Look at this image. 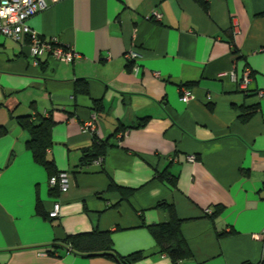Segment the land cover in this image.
<instances>
[{
    "label": "crops",
    "instance_id": "0c3cea01",
    "mask_svg": "<svg viewBox=\"0 0 264 264\" xmlns=\"http://www.w3.org/2000/svg\"><path fill=\"white\" fill-rule=\"evenodd\" d=\"M29 24L81 57L66 64L43 53L34 63L27 41L0 35V126L7 130L0 136V264H119L69 249L51 253L53 242L92 230L110 231L119 255L140 251L134 264H173L149 230L168 219L160 201L182 220L190 256L178 264H259L264 0H51ZM130 49L139 54L136 75ZM183 90L188 101L179 99ZM37 114L52 115L47 157L70 177L68 191L56 196L17 121ZM92 119L95 132L82 131ZM95 139L109 143L102 162L84 164ZM164 170L174 185L156 177ZM110 183L133 192L125 197ZM54 201L60 210L50 218ZM206 208L218 212L211 218Z\"/></svg>",
    "mask_w": 264,
    "mask_h": 264
},
{
    "label": "trees",
    "instance_id": "16d2710c",
    "mask_svg": "<svg viewBox=\"0 0 264 264\" xmlns=\"http://www.w3.org/2000/svg\"><path fill=\"white\" fill-rule=\"evenodd\" d=\"M205 6V4H203ZM132 62H128V67L131 68ZM83 91L87 93V85L84 82ZM253 111H247L241 115V121H246ZM149 117H144L136 126H143ZM19 125L26 130L29 135L26 141V148L30 150L34 161L42 165L49 172V178L57 175L60 171L55 169V165L51 159L47 157V149L52 144L51 130L54 125L52 115L43 116L37 114L33 119L30 115L17 117ZM6 128L0 126V136L6 133ZM109 146L108 141L95 139L91 146L83 150L82 163L86 164L92 160L103 157ZM159 180H167L171 185L175 184V179L169 175L167 170H164L156 175ZM109 189L118 190L125 197L132 193V189L123 188L113 183L109 184ZM51 194L56 196L60 192L57 186L51 187ZM158 206L166 210L168 219L166 222L153 224L149 226L150 233L159 245L160 252L167 255L173 264H178L180 260L190 256V251L185 238L181 232L182 220L176 215L174 206L166 201H160ZM218 212V210L216 211ZM216 212L211 213L212 218ZM220 235H223L221 233ZM53 250L62 251L69 249L72 252L83 256H105L109 257L119 264H134L142 258V253L136 251L128 255H119L112 242L111 233L108 230H92L87 232H79L68 234L64 240L53 242L51 244ZM259 264H264V259Z\"/></svg>",
    "mask_w": 264,
    "mask_h": 264
},
{
    "label": "built area",
    "instance_id": "2783aa9c",
    "mask_svg": "<svg viewBox=\"0 0 264 264\" xmlns=\"http://www.w3.org/2000/svg\"><path fill=\"white\" fill-rule=\"evenodd\" d=\"M48 1L51 0H0V35L9 37L15 41H27L29 43V55L33 58V62H38V56L46 53L49 57L62 63H70L81 57L80 53L68 45H64L58 41L55 36L49 39L42 38L40 34L34 30L30 24L29 19L35 14L41 12L48 5ZM152 16L156 19L161 17L158 11H152ZM128 62H132L131 72L136 75L140 66L136 63L139 57L138 52L130 49L125 54ZM158 75V73H156ZM251 71L245 70L239 87L245 89L251 78ZM260 94L264 92L260 91ZM192 97L191 93L187 90L182 91L180 96L181 101H188ZM82 131L90 130L95 132V124L93 119L80 126ZM123 133L119 134V137ZM186 159L190 162L196 160V156L193 154L186 155ZM170 160L176 161L175 156L170 157ZM96 164H101L102 157H98L93 160ZM48 183L51 187L57 186L60 193L68 191L70 185V177L67 171H60L57 175H53L48 179ZM60 210V202L54 201L52 204V210L48 215L50 218L58 216ZM211 210L206 208L204 213L210 214Z\"/></svg>",
    "mask_w": 264,
    "mask_h": 264
}]
</instances>
